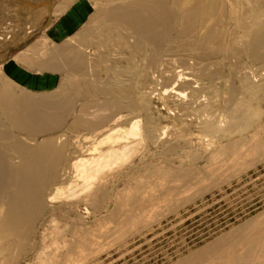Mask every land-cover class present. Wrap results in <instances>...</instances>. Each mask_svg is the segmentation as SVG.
<instances>
[{"label":"bare ground","instance_id":"6f19581e","mask_svg":"<svg viewBox=\"0 0 264 264\" xmlns=\"http://www.w3.org/2000/svg\"><path fill=\"white\" fill-rule=\"evenodd\" d=\"M66 2L67 0H65ZM245 5H249V9L242 10L241 18L238 16L239 14L233 13L236 8ZM1 6L0 11L3 9ZM12 7L6 13L5 11L0 13V15H4L0 16L1 19L8 16L7 13L12 12ZM54 8L53 15L57 18L58 11L62 6L55 5ZM107 9L101 13L102 15L100 14L101 17L98 16L105 21V26L99 27L100 30L91 31L87 42L97 39V43L93 46L97 50L101 49L100 51L103 49L107 61L112 63L110 71H108L111 73L108 74V81L110 79L108 84L116 74L114 70L116 59L122 54H126L124 58L126 66L122 67L123 70H121L124 74L133 77L135 82L131 89L138 90V78L144 80L145 76L149 75V78L154 82L158 80L156 78L159 76L162 81L164 80V83L160 80L164 87L159 94L161 101H158L166 108L165 110L171 112V114L169 112L170 116L166 118L171 119L172 127L160 126L151 117H148L144 125L139 127L138 118H136L139 105L136 101L138 100L134 103L129 102L131 89L123 88L117 83L116 85L115 82L102 89V85L100 87L97 84L90 85V83L85 82L86 80H75L76 77H72L74 79L69 78V80L62 78L64 89H62L63 86H60L59 89H61L55 90L56 92L38 96L28 92H16L15 87L11 86L13 83L11 84L7 78L5 79L3 65L0 62L1 256L17 250L23 243L20 241L32 233L31 226L39 220L40 216L48 214L47 223L49 228L52 226V229L50 228L51 233H56L54 235H56L55 237L58 235V237H54L57 239L56 241L53 238V241H51L52 239L51 242L49 241L53 245L51 252L47 254L43 251L51 247V244L48 243L49 247L47 244V248L43 245L44 249L38 252L40 255L43 253L44 257L41 256L44 259V264H76L77 260L75 262L73 260L74 256H77L76 252L78 254L79 251L90 253L88 248L91 246L93 237L96 236L90 232L91 228L88 223L81 216H78L77 210L81 207L87 208L101 203L106 196L111 178L124 179L122 190H128L131 194L125 192L127 194H124L126 195L125 198L120 197L124 198L125 205H121L123 208L121 210L118 208V210L123 213L120 214V211L115 213L121 216L120 219L119 217L116 218L118 224L115 227L118 226L116 227L118 232L125 235L128 227L132 228L133 223L136 224L134 221L139 220L141 215L144 216L146 214L144 212L148 208L159 205V203L169 205L168 209L173 208L174 203L178 201L174 197L183 194L184 191L186 192L191 184H197L196 180V182L192 181L194 178H200L198 181L202 182L201 177L206 174L211 176L213 174L211 172L219 169L217 168L220 167L219 161H222V163L219 162L222 165L223 163L229 164L227 166L229 168L232 164L240 169H247L264 161V109L261 108V104L264 105V84H253L250 81L243 83L241 89L233 86L228 87L226 92L228 99L225 97V100L227 99L225 102H228L226 110L228 116L219 117L225 119L223 120L225 125L219 126L217 123L215 124V115L213 114L215 112L211 108L208 109V106H214L208 98L211 91L208 88V82L214 80L215 75L207 71L209 70L206 68L208 64L202 67L197 66V61L210 60L226 49L224 48L227 46L224 45L225 30L222 31L221 28L224 27L222 22H225L223 20L227 17L226 14L230 13L231 16L230 18L227 17L228 20L236 22L238 28L243 30V37L246 38L245 44L242 45L243 47L241 46L242 50L248 49L251 56L261 54L264 50V0H138L131 4ZM69 19H71L70 16L67 17V20ZM95 21L94 23H96ZM2 22L4 20L0 21V23ZM232 25L234 24L232 23ZM118 29L126 30L127 34L122 35L124 31H118V33ZM30 31H28L29 33L24 32L27 39L36 33L32 31L30 34ZM87 31L89 32V30H85V32ZM105 36H107L106 40L103 41L101 37ZM22 42L25 40L18 42V39L15 41L13 39L11 43H0V52H4L0 57H5L8 46L16 48ZM163 46H166L163 49L166 50V55L163 54L162 56L160 50ZM179 47L183 51H189V57L177 55L174 53L177 51H172ZM4 48L6 49L4 50ZM87 49L88 47L84 43L81 44L76 39H70L67 43L52 48L47 47L46 42L39 41L27 45L23 53H17L18 55H15L13 60L19 65L22 64L26 70L36 74H60V72L65 74L62 69L65 70L66 68L68 71L83 76L86 65L83 66L84 62L82 63V52ZM182 49H178V52L180 53ZM25 53H32L35 58L26 57ZM186 53L188 52H184V54ZM138 55L142 59L139 62L145 64V66L142 65L145 68L141 74H138ZM175 56L183 67L182 69L180 67V70L177 68L178 65H175L177 69H173L176 63ZM62 65L65 68H62ZM82 73L83 75H81ZM118 74L121 75V73ZM155 74L158 76L153 80ZM83 78L85 79V77ZM175 85L178 86V89L176 87L177 90L173 91ZM238 95L241 96L240 99H237ZM97 96H106L107 99L99 104L96 102L97 99L95 100ZM80 99L84 100V103L75 112L73 103ZM124 111L133 113L126 114L130 116L126 117L124 123L127 128H120L118 124L120 125L119 122L124 117L120 114ZM261 115H263L262 123L254 132H251L249 136L230 142L226 148L219 147L212 154H209L210 158L207 157L209 160H206L202 170L194 168L195 171L192 169L194 172L191 170L192 172L188 173L178 169V171H174L170 169L171 167L157 168L156 166L152 170L151 178L153 179L151 183L147 181V186L144 185V187L143 185L138 187L139 184L135 183L136 186L132 189L128 186L130 183L125 181L127 178L130 179L127 173L123 177H120V174L117 176L111 173L116 169V166L132 163L138 156L141 159L155 155H159V158H166L178 147H184L180 146V143L189 144L188 136L191 134L188 135V129L191 127L199 130V140L206 141L207 139L208 148L212 137L216 134L230 136L232 131L251 128L252 121L256 117L260 118ZM217 116H221V114ZM67 118L70 119V124L65 122ZM122 123L121 125H124ZM173 127L178 128L177 132L174 130L175 135L170 133ZM194 137L196 138V135ZM69 155L73 157H69ZM216 157L218 159L224 157V160H218ZM214 160H218V162L216 163ZM214 163H216L215 166L219 165L216 169H214ZM233 169L235 171V168ZM219 171L216 170V174ZM202 179L204 180V178ZM204 188L206 189V187ZM181 197L187 198L188 200H186L189 201L191 196L188 198L183 194ZM55 200L60 203L58 207L56 206V212L50 206ZM169 202L173 205L168 204ZM179 204L182 205L180 201ZM124 209L126 211H123ZM257 218L250 219L239 229L224 235L222 242H225L227 238L232 240L226 243L221 250L216 251L215 257L211 255L212 258L202 259L211 247L206 246L200 251L189 254L184 260L185 263L264 264V222L261 220L259 223ZM147 220L150 221L151 219ZM59 223L60 225L62 223L61 229L63 231L60 229ZM114 223L116 224V222ZM46 226L48 227V225ZM115 227L113 230L116 229ZM47 229L44 228L46 231L43 233H46ZM99 229L101 228L99 227ZM113 230L108 234L110 235ZM107 231L104 232L107 233ZM119 233L117 234L120 235ZM45 236L44 234V238ZM99 236H101L100 233ZM40 255L37 257H41Z\"/></svg>","mask_w":264,"mask_h":264},{"label":"rangeland","instance_id":"374dc122","mask_svg":"<svg viewBox=\"0 0 264 264\" xmlns=\"http://www.w3.org/2000/svg\"><path fill=\"white\" fill-rule=\"evenodd\" d=\"M137 1L138 0H69L68 2L67 0V2L65 3V0L62 1L61 0H0V6L2 5L1 8L3 7L0 13H3L4 11L6 13L7 10L11 9V7L13 6L12 7L13 9L11 10L12 12L7 13L9 14L8 16L4 17V19H1L0 17V21L4 20V22L0 23V43L3 44H7V42L11 43V40L13 39L14 41L15 39L16 40L18 39V42L25 40V42H22V44L16 48H13L14 46H8L7 49L4 48V50L6 49L8 52L4 58L0 57L1 59L0 62H2L3 65V75L5 79L7 78V81L9 80L11 84L13 83V85L11 86L13 88L15 87L14 90L16 92H21V91L28 92L37 96L45 95L48 94L49 92L52 93L55 90L59 91L61 89V88L59 89V87L63 86L62 82L64 80H67V78L68 80L69 78L74 79L72 77H76L75 80L78 79L82 81L86 80L85 82L87 84L90 83V85L97 84V86L99 87L102 85L103 86L102 89L109 87L110 84H114V82L115 84L117 83L119 86L123 88L131 89L135 84L133 77H131L129 74H124L122 72L123 70L122 67L126 66L124 59L126 54L120 55V57L118 58L119 60L116 59V62L114 64L115 65L114 70L116 71V74L113 76L110 84H108L110 81V79L109 81L107 79L109 78L108 74L109 75L111 74L108 71H110V67L112 66V63H109L107 61L105 51L103 49L102 51H100L101 49L97 50L95 49V46H93L95 45V43H97V39H93L94 41L89 40V42H87V39H89L88 35L91 31H96L98 29L100 30L101 28H103L102 26H105V21L100 19L101 17L100 14L104 13V10L107 11L108 10L107 8L110 7L112 8L115 6L116 7L123 6L125 4L128 3L131 4ZM55 5H60V7L62 6V8L59 9L58 11L57 18H55V16L53 15V11L56 8V7L54 8ZM248 6L249 5H245L243 6L244 8L238 7V9L239 8L240 9L238 10L236 8L237 9V10L235 9L236 13L235 12L233 13L235 15L239 14L238 16H240L242 15L241 14L243 12L242 10L249 9ZM0 16H4V15H0ZM69 16L71 17V19H69L70 21L67 20V17ZM226 16L230 18L231 13L226 14ZM227 17H225V19L223 20L225 22L224 23L222 22V24L224 25L223 29L221 28L222 31L225 30L224 45L227 46H224V48L226 49H224L223 52L219 53L218 56L216 55V57L214 56L210 60L207 61L205 60L204 62L197 61L198 67H202L204 65L207 66L208 64V67L206 68L207 69L209 68V70L207 71L208 72L210 71L215 75L214 80L208 82V88L211 89L208 98L211 104L215 106V109L214 106L213 107L208 106V109L211 108L212 111L215 112L213 113L215 115V124L217 123V125L219 126L225 125V121H223L225 119H220V118H224L228 116V112L226 111L228 108V102L227 103L225 102L228 99L226 94L228 87L233 86L238 89H241L240 87L242 86L243 83L250 81H251L250 83L253 84L254 83L261 85L264 84V50H262L261 54L255 56H251L248 49L246 50L244 49L243 51L242 45L245 44L244 41L246 40V38L243 37L244 35V33H242L243 30L238 28L236 22L234 23L233 21L228 20ZM99 19L100 21H98ZM94 21L96 23H94ZM232 23L234 25H232ZM236 27L238 28L237 30L235 29ZM30 30L35 31L36 33H34V35L30 39H27L24 35L25 34L24 32L26 31L28 32ZM85 30H89V32L88 31L85 32ZM32 31H30V34ZM118 31L121 32L124 31L122 35L127 34V31L124 29H118L117 32ZM106 37L107 36L101 38L103 41H105ZM70 39H76L81 44L84 43L88 47L86 51L84 50L82 52L84 58V59L82 58V63L84 62L83 66L84 65L87 66V67L84 66V75L83 73L81 74L83 76H80L75 72L66 70V68L63 67V65L62 68H65V70L64 69L62 70L65 71V74L64 72L63 73L60 72V74L59 73L36 74L35 72L26 70L22 64L19 65V63H16L15 60H13V57L15 55H18L19 53H23L27 45L29 46L33 43L44 41L46 42L47 47L52 48L54 46L58 47L64 43H67V41ZM165 47L166 46H163L162 49L160 50L162 56L163 54L166 55V50H163L165 49ZM178 49H182V48L179 47L172 51L178 52ZM181 51H183V49ZM181 51L180 53L179 52L178 53L174 52V53L177 55H184L189 57L188 55L189 51L184 50L182 53ZM184 52H188V53L184 54ZM3 53L4 52H0V55H3ZM25 55L26 57L29 58H35L33 57L32 53H25ZM175 58H176L175 59L176 63L174 64L173 69H175L177 65H178L177 67L178 69L180 67L182 69L183 67L180 65L179 59L176 56ZM140 60L142 61L141 57L139 58L138 55V64H139L138 74H141L145 68L144 67L145 64H143L144 62L141 63L139 62ZM177 61L179 62V64H177L178 63ZM190 62L192 63V61H189V63ZM117 72L121 73L122 76L119 75ZM157 76L158 75L155 74L153 80H155V77ZM217 76L219 77V79ZM83 77H85V79ZM156 79L158 80L154 81L155 82L154 83L149 78V75L145 76L144 79L145 81L143 80V78H138V90H133V89L130 90L131 94L129 97H131V100L128 99V101L134 103V101L138 100L136 101L139 104L138 113H136L138 114V116L136 118H138L137 121L139 127L144 125L148 117H151L152 119H154V122L158 123L160 126H167L170 128L172 127L171 125L173 123L171 124L172 121L170 118H166L170 116L169 115L170 111L165 110L166 108L163 107V105L161 104L160 102L161 98L159 97V94L160 92H162V88L164 87V84H162L164 80L162 81L159 76ZM160 80L162 81L161 83ZM176 87L178 89V86L175 85L173 91L177 90ZM62 89H64V86L62 87ZM225 97L227 98L226 100ZM239 97L241 98V96L238 95L237 99ZM96 99H97L96 102L101 104L104 102V99H107V97L97 96L95 97V100ZM82 103H84V100L81 99L74 101L73 108L75 112H77V110L80 108ZM261 108L264 109L263 104H261ZM225 111L227 112L226 116H225ZM130 113L132 114L133 112L124 111L120 114V116H124L122 117L123 119L119 122L120 125L118 124L120 128L121 127L127 128L124 123L126 117L127 118L130 117L127 116L126 114L130 115ZM218 114L219 115L221 114V116H217ZM216 117L217 118L220 117V118L217 119ZM262 117L263 115H261L260 118L256 117L255 120L252 121L253 124L251 125V128L250 127L248 129L241 128L239 130L232 131L229 134L230 136L228 135L219 136L221 134L219 135L216 134V136L212 137V140L209 143L210 146H208V148H207L208 143L206 142L207 139L206 141L199 140V136H198V133H200L199 130L197 128L191 127L188 129V135L191 134L190 136H192V137L188 136L189 144L183 145V143H180L181 144L180 146H184V147H178L171 155L167 156L166 158L163 157L159 158V155L158 156L155 155L153 157H147L145 159H141L138 156V158H135L132 161V163H129L130 165L128 163H126L125 165L123 164L122 166L118 165L119 167L116 166L115 167L116 169L111 173L116 174L117 176H119L118 174H120L121 175L120 177H123L127 173L130 179L128 180L127 178L125 181L128 184L130 183V185L128 186L131 187L132 189V187L134 188L136 186L135 183H137V185L139 184L138 187L140 185L141 186L143 185V187L144 185L147 186L146 185L147 181H150L149 183H151L153 179L151 178L152 170L154 169V167L156 168V166L157 168L171 167L170 169H173L174 171L182 170L188 173H191L194 170V168L195 169L199 168L200 170H202L203 166L209 160L208 158H210L209 154H212L214 151L219 149V147L226 148L230 144V142L249 136L251 132H254L258 128V126L261 125ZM216 119L219 121L217 122ZM65 122L67 124H70L71 121L69 118H67ZM121 123L124 125H121ZM173 128H172L173 131L171 129L170 133L175 135L177 132L176 130H178V128L177 127H173ZM194 134L196 135V138L194 137L195 136ZM40 139H38V141H40ZM69 157H73V156L69 155ZM218 160H224V157L223 159L221 157V159L219 158ZM218 160L217 161L214 160V161L217 163ZM219 162L222 163V161ZM219 162L218 164L220 165V167L223 166L224 168L221 167V169L223 168L221 170L220 167H217L219 165L217 164V166H215L216 163H214L215 166L214 169H216L217 167L219 169L216 170L218 171L221 170L217 172V174H216V170H214L215 172H211L213 173L211 174V176H209V174L207 175L206 173H205L206 175L203 174L204 176L201 177L202 182L198 181L200 178L199 179L194 178V180H192V181L196 180L197 182L196 181L195 182L197 184H194L195 186L191 184V186L186 191L187 193L185 191L183 193L185 197L191 196L189 201H187L188 200L187 198L181 197L183 196V194L181 193L174 197V199L176 198V200H178L176 201L177 203L175 202V200H172L175 203L174 206H172L173 208H170L171 210L168 209L170 206L164 203L161 204L159 203V205L157 204L158 206L155 205L152 208H148L147 209L148 212L147 210L146 212H144L146 213L144 215L145 217L141 215L139 220L134 221L136 222V224L135 223H133L134 225L132 224L134 228L133 226H131L132 228L128 227L130 230L127 228L128 231L125 235L123 234L124 236L118 232L119 230L118 228H116L118 226L115 227V225L118 224L117 222L118 217L119 219L121 217L118 213L117 215L115 213L116 211L119 212L123 208L122 206L125 205L123 202V199L125 198L124 196L130 194V192H128V190H122L123 188L122 184L124 179L111 178L110 180L111 183L108 185L105 194L106 196L103 198V201L101 203H98V205L95 204L87 208L81 207L77 210L78 216H81V218H83L84 221L88 223V226L92 230V231L90 230V232H92L93 236L96 235L97 237L92 236L94 241L92 240L93 244L91 243L90 248H88L90 253L88 251H87L88 253L87 252L82 253L81 251H79V254L76 252L77 256L75 255L74 256L75 258L74 259L72 258L74 262L77 260L78 263L76 262V264H186L185 263L186 261L184 260L189 256V254H192L193 252H196L198 250L200 251V249L206 246H211V247L202 257V259L207 260L209 258H212L211 255L215 257L217 253L216 251L221 250L226 245V243H229V241L231 242L232 240V239L228 240L229 238H227L228 241L226 240L225 242H222L223 241L222 238L224 237V235L230 233V231L239 229L241 225H243L245 222L253 218L258 217L257 219L259 223L264 222V214H263L264 213V161L256 163L247 169L242 167H241L242 169L236 168L237 166H234L232 164L230 166L231 168L230 169L229 167H227L229 164L226 165L225 163H223L222 165ZM233 168H235V171ZM132 176L133 178L134 177L135 178L133 179ZM202 178H204V180ZM204 187H206V189ZM120 194L122 195L120 196ZM120 197H124V198L122 199ZM179 201L182 203V205L179 204ZM170 203L171 202H169L168 204ZM59 205H60L59 201L56 200L55 202L50 204V206L53 207L54 210L56 209V206L58 207ZM118 208L120 210H118ZM126 209H124L123 211H126ZM122 213L123 212L120 211V214ZM147 217H149L151 220L148 221L147 219L149 218ZM47 219H48V214L40 216L39 220H37L36 223L31 226L32 229V233L30 234L31 236L29 235L27 238L20 241V243L22 242L23 243L14 252L4 254L3 256L0 255V264H41V263L44 264L43 262L44 259H42L44 257L43 253L41 254L43 256L42 257L38 252L39 251L41 252L42 249H44V247L47 248V245L51 244L50 242L58 237V235L57 237H55L56 235L54 234L56 233L54 232L51 233L52 226L50 227L51 228L50 229L49 224L47 223ZM114 222H116V224ZM46 225H48V227ZM58 225L60 226L61 229L62 223L61 225L60 223ZM99 227L101 229H99ZM114 227L116 229L113 230ZM44 228L45 229L48 228L46 233H43L44 231H46L44 230ZM61 230L63 231V229ZM112 230L114 233L111 232V234L109 235L108 233H110V231ZM104 231L105 232L107 231V233H105ZM98 232L100 233L102 238L101 236H99ZM117 233H119L121 236L118 235ZM44 234L46 235L45 238H44ZM109 237L111 238L109 239ZM56 240L57 239H55V241ZM43 245L45 246L43 247ZM49 246L50 245H48V247ZM52 246L53 245L51 244V247L47 248L48 251L46 249H44L43 251L48 254L49 252H51L50 250L52 249ZM38 254L41 257H37L39 256Z\"/></svg>","mask_w":264,"mask_h":264}]
</instances>
